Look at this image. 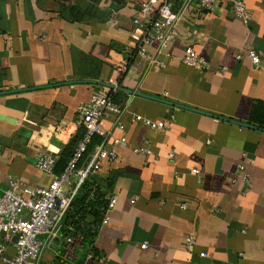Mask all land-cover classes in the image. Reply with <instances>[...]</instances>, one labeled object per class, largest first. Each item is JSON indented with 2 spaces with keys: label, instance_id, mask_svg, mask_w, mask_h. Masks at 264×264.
Here are the masks:
<instances>
[{
  "label": "crops",
  "instance_id": "1",
  "mask_svg": "<svg viewBox=\"0 0 264 264\" xmlns=\"http://www.w3.org/2000/svg\"><path fill=\"white\" fill-rule=\"evenodd\" d=\"M146 1L0 0V195L9 177L28 188L50 184L36 158L58 157L83 131L78 107L95 89L117 87L115 68L141 37L132 22ZM243 1L247 25L224 3L205 13L194 1L173 40L146 47L121 76L120 90L132 93L121 91L118 104L127 145L114 143L122 132L103 118L97 137L117 157L88 179L117 200L93 241L105 264H264V132L247 125L253 103L264 101V0ZM187 46L205 70L178 61ZM134 114L167 129L133 123ZM144 141L151 154H134ZM242 154L251 161L246 185L235 171ZM64 236L30 264H53ZM186 236L195 239L191 253ZM69 264L101 262L75 249Z\"/></svg>",
  "mask_w": 264,
  "mask_h": 264
},
{
  "label": "built area",
  "instance_id": "2",
  "mask_svg": "<svg viewBox=\"0 0 264 264\" xmlns=\"http://www.w3.org/2000/svg\"><path fill=\"white\" fill-rule=\"evenodd\" d=\"M194 1L205 13L214 11L218 4L224 3L228 6L233 18L244 25L249 23V12L243 0H147L140 5L137 16L132 22L135 27L142 30L141 37L137 45L127 55L128 57L123 64L115 68L119 76L128 71L135 56L145 55L146 47L156 44L160 50L170 43L173 40L180 18ZM153 13H155V17L151 20L150 16ZM246 57L253 65H258L261 61L260 55L252 47H247ZM178 61L189 68L199 70L207 68V62L199 57L190 46L185 48L184 55ZM150 63L154 68H164V64L157 60L150 61ZM222 71H225V69H222ZM115 89L116 87L108 90ZM108 90L95 89L90 100L78 107L77 125L83 128V135L76 145L72 158L60 173L55 172L57 161L55 155L40 154L36 158V169L51 177V182L47 187L28 188L15 178L9 177L7 179L6 188L0 195V264L38 262L45 247L53 244L61 236L66 214L70 210L73 198L78 194L80 188L99 171L102 162H112L116 159V153L108 150L105 142L102 141L94 146L87 159L77 168V164L92 138L101 133L103 118L110 117L113 119L115 127L122 132V136L114 143L126 147L124 128L120 122L122 110L108 96ZM131 122L141 123L157 131L167 129L165 124L154 122L142 115H132ZM56 132L57 130H55ZM147 144V141H144L141 146L134 147L133 153L150 155L151 151L147 148ZM168 157L172 159L173 155L170 154ZM247 159L246 154H242L240 161L235 165L237 179L244 185L249 182L245 171V161L247 163ZM248 161V163H251L249 159ZM191 172L195 175L199 173L197 169H193ZM72 181H74L73 188L68 190L67 187L70 186ZM94 190L91 191L90 197H92ZM106 201L107 205L100 226L107 224L108 213L115 207L117 202L115 197L107 195ZM181 207L184 209L185 205H181ZM68 230L69 234L64 236L63 239V251L56 254L53 264H69L72 252L75 249L85 252L81 245L82 237L73 234L71 227H68ZM41 237L44 240H41ZM194 246V237L186 236L183 241V250L191 253ZM7 247L13 250L11 256L5 255ZM146 247L147 243L141 246L142 249ZM86 255L88 258H93L91 252L86 253ZM198 257L204 258L206 254L199 253ZM97 259L101 264H105L102 257L98 256Z\"/></svg>",
  "mask_w": 264,
  "mask_h": 264
},
{
  "label": "trees",
  "instance_id": "3",
  "mask_svg": "<svg viewBox=\"0 0 264 264\" xmlns=\"http://www.w3.org/2000/svg\"><path fill=\"white\" fill-rule=\"evenodd\" d=\"M119 80L115 90H108V96H110L116 104L121 103L120 100L124 96L119 87ZM247 125L264 132V101H256L253 103L249 112ZM82 135L83 131L80 132V135H75L62 148V152L57 157L55 165L56 173H60L72 158L76 145ZM98 143L100 142L96 135L87 146L85 153L77 164V168H79L82 162L87 159L94 146ZM91 189H95L92 197H90ZM106 205V193H104L99 186L87 181V183L80 188L78 194L73 198L71 208L66 214L63 224L62 234L65 236L69 234L68 227H71L73 229V234L82 237L81 245L83 250L86 253L91 252L93 258H98L95 248L93 247V241L100 227V221L103 217Z\"/></svg>",
  "mask_w": 264,
  "mask_h": 264
},
{
  "label": "water",
  "instance_id": "4",
  "mask_svg": "<svg viewBox=\"0 0 264 264\" xmlns=\"http://www.w3.org/2000/svg\"><path fill=\"white\" fill-rule=\"evenodd\" d=\"M114 87H112V86H108V89H113ZM121 91H123V92H125L127 95H131L132 93L131 92H129V91H124V90H121Z\"/></svg>",
  "mask_w": 264,
  "mask_h": 264
}]
</instances>
